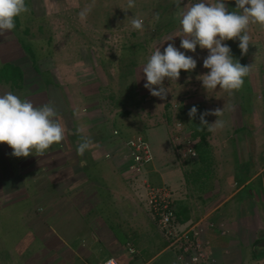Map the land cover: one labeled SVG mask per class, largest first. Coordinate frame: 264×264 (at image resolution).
I'll return each mask as SVG.
<instances>
[{
  "label": "rangeland",
  "instance_id": "1",
  "mask_svg": "<svg viewBox=\"0 0 264 264\" xmlns=\"http://www.w3.org/2000/svg\"><path fill=\"white\" fill-rule=\"evenodd\" d=\"M187 2L184 0V4ZM132 3L134 6L129 8V0H26L28 11L17 17L15 29L0 36V65L14 63L26 71V86L12 89L9 85L0 88V94L12 92L22 99H30L36 106L51 103L65 128L64 139L43 154L34 152L28 157H15L10 146L0 144V264H40V259H43L40 253L44 252L41 246L46 241L39 240L36 233L40 226L49 229L47 224H55L59 229L78 222L69 215L64 219L71 223L58 224L60 217L58 219L54 215L56 210L51 207H56L55 203L68 192L84 202V194H90L87 185L93 180L98 183L102 173L108 170L107 165L129 168L132 177L127 181L134 183L125 199H134L132 204L138 211L149 213V219L140 222L145 226L152 224L157 214L151 202L154 197L150 188L167 191L168 187L163 183L159 187V183H151L147 164L138 172L131 171L134 152L139 146H145L150 151V164L154 170L160 164L168 175L173 168L182 167L185 160L196 155L195 140L191 142L190 136L196 138L197 126H206L205 129L210 131L207 141L214 146L217 164H222V174L227 175L223 176L222 182L223 188H227L223 191L227 192L224 199L234 192V201L230 197L226 202L235 212L241 202L238 198H244L248 208L252 207V201L258 200L257 197L260 198L258 201L264 202V176L261 182L255 183V195L250 192L241 194V191L238 194V172L233 168L235 153L238 156L242 151L241 156L245 157L248 145L249 152L253 149L256 153L257 146H252L254 137H249L252 130L245 125L247 131L237 144L238 141L231 137H240L241 131L237 133L235 127H241L244 114L247 118H254L258 126H264V100L258 89L264 80V26L249 25L251 40L245 55L241 54L238 46H233L238 43V38L226 41L233 56L242 65L249 66L250 75L241 89L228 91L218 87L207 92L199 77L209 71L203 67L208 50L198 46L195 53L180 49L194 56L197 68L191 72L182 70L177 81L171 82L166 78L164 86L170 92L166 100H161L144 87L146 80L142 67L158 46L164 43L163 47H166L172 43L166 40L179 34L180 12L184 4L178 8L177 0H132ZM228 7L229 10L236 7L234 0H228ZM84 10H87L86 15L81 18L80 13ZM157 14L158 20L155 18ZM133 17L143 20L142 30L132 28ZM167 23L168 28H164ZM180 42L181 37L174 38L177 48ZM26 43L34 49L35 66L31 55L23 48ZM237 94L244 96L246 112L240 111ZM193 106L198 108L195 119L188 114ZM217 110V116L212 114ZM205 112L209 113L205 117L208 124L202 125L199 117ZM217 120L219 123L215 124ZM66 132L73 137L69 138ZM83 138H89L92 147L81 155L73 149V144H78ZM82 161L88 164L84 170ZM181 175L176 177L177 182L181 181ZM166 195H156L157 203L166 199L172 204V198ZM48 205V211H44ZM258 208L255 213L247 210L248 215L244 219L256 217L261 224L250 231L246 229L247 224L241 228L239 249H226L222 256L217 257L206 252L207 259L203 264H264V254L257 256L260 249L254 245L258 237L264 238V205ZM84 217L88 218L86 213ZM43 218L46 225L41 224ZM130 222L135 223L133 220ZM158 224L161 227H155L163 232L161 222ZM197 224L191 227L199 226L197 240L206 248L208 241L203 238L204 231ZM184 230L175 224L169 225L166 233L167 236H175ZM50 233L53 235L48 240L62 236L60 232ZM251 234L252 239L247 238ZM27 237L31 241L29 246ZM176 249L174 259L182 264L186 256ZM28 256H32L30 262L24 260Z\"/></svg>",
  "mask_w": 264,
  "mask_h": 264
},
{
  "label": "crops",
  "instance_id": "2",
  "mask_svg": "<svg viewBox=\"0 0 264 264\" xmlns=\"http://www.w3.org/2000/svg\"><path fill=\"white\" fill-rule=\"evenodd\" d=\"M258 89L261 90L262 99L264 100V80L259 83ZM262 107H264V101ZM249 118L252 117L249 116ZM250 122L252 125L248 128L252 132L249 137H254L253 143L257 146L256 153L252 149V153L249 152L250 145H248L245 148L247 151L246 156L242 157L241 151L238 152L239 156L236 158L239 162H248L253 173L247 181H244V174H240L241 179L238 178V182L243 183L242 185H240V182L238 183L240 189L238 188L237 192L239 194L241 190L246 189V193L250 192L255 195L256 191L253 186H255V183L261 182L264 176V126H258V122L254 121V118ZM241 127L243 128L241 135H243L247 128L242 125ZM238 129L239 127H235L236 132ZM240 147L242 148V145ZM237 160H234L233 168L240 171L242 167H238L239 162ZM82 163L87 164L85 161ZM156 164L158 163H154V165ZM150 165L147 166V172H149L148 177L151 183L153 185L159 183L158 187L163 183L164 186L168 187L166 188L167 194L172 198L171 202L177 210V219L175 220L177 226L183 230L198 223L197 225H200L204 231L203 238L209 244L205 248L208 254L222 256L226 249L235 247L239 249L241 239L238 235L241 228H244V225L247 224L246 229L250 231L253 227H259L261 224V222H257L256 217L245 220L248 215L247 210L255 213L259 205H264V202L258 201L259 197H257L258 202L252 201L253 205L250 208L241 201L236 212L226 202L230 197L234 201V192L227 194V198L224 199L227 192L224 193L223 191L227 188H223L222 185L225 173L222 174V164L220 162L216 165L215 171L211 173L212 182L208 185L206 182L203 183L198 175L202 163L196 162L192 165L184 162L185 166L173 168L168 175H166V169L161 167L162 165L155 166L157 170H154V167ZM107 167L108 170L102 173L98 183L93 180L87 185L90 194H84V202H82V198L77 200L74 193L70 194L68 192V194L61 196L59 199L61 201L58 200L55 203V210L60 217V223L58 224L63 223L65 216L69 213L72 219L78 222L71 227H59V229L57 226L50 224H47L49 229L44 228L43 225L40 226L38 232H36L39 234V240L46 239L41 246L44 252L40 253V256L43 257V259H40V264H68V262L70 264H104L109 258H115L121 264H174L175 252L177 251L170 250L171 247L169 246H164L155 257L147 262L138 258L135 259L138 250L133 245L136 241L141 244L147 241L148 244L161 246L166 240L162 237L161 231L156 229L153 222L147 226L140 222L143 219H149L147 216L149 213L145 212L143 214L138 211L137 207L132 204L134 199H125L129 197L128 190L134 183L132 180L127 181L132 177L129 168L127 166L124 168L121 166L116 167L115 165H107ZM180 173L182 174L181 181L177 182L176 177ZM225 176L227 177V175ZM112 187H115V190ZM259 193L263 199L260 191ZM85 213L88 218L84 217ZM132 220L135 222L134 224L130 222ZM112 225L117 226L112 227ZM50 227L54 228L51 229ZM50 231L60 232L62 236L56 240H48L53 235ZM31 233L32 229L29 234ZM259 233L258 231L257 234ZM47 235H49V238ZM87 235L91 237L88 238ZM252 235H248L247 238L252 239ZM27 240V246H29L31 244L30 238L27 237ZM258 240L260 241L259 244H257ZM263 244L264 238L258 237L254 242L255 247L261 250H259L261 254L257 253L259 257L264 254ZM235 251L238 250L235 249ZM254 253L256 254V252ZM31 258L32 256H28L24 260L30 262Z\"/></svg>",
  "mask_w": 264,
  "mask_h": 264
},
{
  "label": "clouds",
  "instance_id": "3",
  "mask_svg": "<svg viewBox=\"0 0 264 264\" xmlns=\"http://www.w3.org/2000/svg\"><path fill=\"white\" fill-rule=\"evenodd\" d=\"M234 2L236 7L229 10L228 0H188L187 4H184V0H177L178 8L184 4L180 12L179 34L170 36L166 41L172 43L166 47H163L164 43L158 46L142 67L146 80L144 87L152 96L166 100L170 91L164 86L165 79L177 81L182 70L191 72L197 68V60L187 51L195 53L198 46L208 50L203 67L209 71L199 77L207 92L218 87L234 91L243 86L249 66L242 65L233 56L226 41L238 38L241 54L248 52L251 40L249 25L264 26V0ZM128 6H134L132 0H129ZM27 11L26 0H0V36L14 30L17 17ZM86 12L81 11V18L85 17ZM155 18L158 20L159 14ZM131 26L135 30H142L143 20L133 17ZM175 37H181L179 48L175 46ZM218 112L212 114L217 116ZM197 113L198 108L193 106L188 114L195 119ZM207 115V112L200 114L202 125L208 124L205 119ZM64 136L65 128L51 103L36 106L30 99H22L12 92L0 94V144L10 146L13 156L28 157L34 152L43 154L53 144L61 142ZM91 147L92 141L83 138L77 144V151L83 155Z\"/></svg>",
  "mask_w": 264,
  "mask_h": 264
},
{
  "label": "trees",
  "instance_id": "4",
  "mask_svg": "<svg viewBox=\"0 0 264 264\" xmlns=\"http://www.w3.org/2000/svg\"><path fill=\"white\" fill-rule=\"evenodd\" d=\"M16 24H18V23H16ZM168 26H169V24L167 23V25L164 28H168ZM237 42L238 43L237 44H233V46H238L239 45V40ZM25 45L26 46L23 45L25 53L31 55V57H32L31 59L33 60V63H34V66H35V56H34V51H33L34 49H33V47L31 45H28V43H26ZM239 51L241 52L240 49H239ZM243 55H245V54H243ZM33 69H34V67H33ZM36 71H37V73L39 72L38 67H36ZM25 73H26V71L22 67H20L19 65H16L14 63H9V62L2 63L0 65V88L4 89V88H6V86H9V85L12 87V89L23 88L24 86H26ZM249 75H250V73H248V75L245 77V80L248 79ZM50 82H51V80H50ZM237 98L240 101L239 104H241L240 111L241 112H246V110L244 108V105H243L244 96L240 97V95L237 94ZM127 114H129V112H126V115ZM251 119L252 118H247V116H245V114L242 115L241 116V125L244 126V128L246 127L245 125H248V126L251 127V125H252V123H251L252 121L250 122ZM197 127H196L195 132H194V136L196 138L190 136V141L191 140L192 141L195 140V143H194V145H195L194 146L195 153L194 154H196V155L190 156V160H185L184 162L187 163L188 161H190L192 163V165H194L196 162L202 163L203 165H202V168L198 170L199 171L198 175L200 176V179H202L201 181H203V183L206 182V184L208 185V184H211V182H212V179H211L212 177H210V175H211L212 172L215 171V168H216V165H217V161H218V156H217V154L215 153V151L213 149L214 148L213 144L210 141H207V135L210 134V131H207L205 129L206 126H202V127H198V128ZM242 129H243L242 127H239L238 132H240ZM66 133L68 134L69 138L73 137V134H71L69 132H66ZM231 137H232V140L234 139V141L235 140L238 141V142H236V144H237V143H239V140H241L243 138V135L241 136V133H240V137H234L233 135H231ZM197 138H199V139H197ZM231 144H233V143L231 142ZM252 146H255L254 143H253ZM73 149H77V143L73 144ZM235 152H236V150H233V153H235ZM238 156H239V154H238ZM234 157L237 160V158H236L237 157V153H235ZM151 161L148 164H150ZM82 162H81V167H83V170H84V169L87 168V164H83ZM132 166H133V168H132L131 171L133 173L134 172H138L135 160H134V164ZM239 166H241L242 169L240 170L241 172L239 170H237L238 176H240V174L243 173L244 174V181H247L249 179V177L253 173V172H251V170L249 168L250 164H248V162H246V161H243V162H239L238 163V167ZM238 178L241 179V177H238ZM209 181H210V183H209ZM242 183L243 182H240V185H242ZM242 191L243 190H241L240 193L244 194V192H246V189L243 192ZM163 192L167 193V191H163ZM239 199L242 201V203L244 202L243 201L244 198H239ZM59 201H61V200H59ZM51 208L55 209L56 207L52 206ZM171 208H173L172 211H174V215L175 216H174V218H172L170 220L172 222V223L171 222L170 223H171V225H175L176 224L175 220L177 219V214H176L177 210L175 208V205H173V204H171ZM48 209H49V205L47 207L45 206L43 208L44 211L45 210L48 211ZM168 210H171V209L168 208L165 211H168ZM160 212H163V211L161 210ZM54 215H57L58 219H59V214L57 212H54ZM69 215H71V214L69 213L67 216L69 217ZM51 219L54 222V218H51ZM160 219H161V217L159 215H157L156 219L153 221L154 222L153 224H155L154 226H157L158 229L161 227V226L158 227V225H160V224H158L159 223L158 220H160ZM42 220L43 221H42L41 224H45L47 222L44 218ZM69 223H71V222H69ZM69 223L66 222L65 219L63 220V224H69ZM54 226H56V225L54 224ZM116 226L112 225V227H116ZM190 227L191 226L187 227L185 230H188ZM166 232H167V226H163V232H161V233H162V237L166 241L161 246L154 245V244L153 245L152 244H148L147 241H144L142 244L139 243V241H136L134 243V245H133L138 250V253H137L138 255L137 254L135 255L136 256L135 259L138 258V259H141V261L147 262V261L151 260L153 257H155V255H157L158 252L164 248V246L165 247L166 246L171 247L170 250H172V251L177 250L176 248L171 246V242L173 241L172 235L167 236ZM182 232L183 231H181V234H182ZM188 235L192 236V233H189ZM117 236H118V234H117ZM121 241H123V240L121 239ZM259 243H260V241L258 240L257 244H259ZM175 263L180 264V262L176 261V260L174 261V264ZM68 264H70V262H68Z\"/></svg>",
  "mask_w": 264,
  "mask_h": 264
},
{
  "label": "built area",
  "instance_id": "5",
  "mask_svg": "<svg viewBox=\"0 0 264 264\" xmlns=\"http://www.w3.org/2000/svg\"><path fill=\"white\" fill-rule=\"evenodd\" d=\"M263 49H264V44H263ZM143 143V142H142ZM134 160L136 162V166L137 169H139L141 166H144L146 164H148L152 158H151V154L150 151L145 147V146H139L135 152H134ZM151 189V195L152 197V204H153V208H154V212L157 215H161V219L159 220L162 224V226H169L171 225V219L174 218V211H172L173 208H171V203L168 202V200H161L160 203H157V197L156 195H160L163 194L165 196L166 193L163 191H160L159 189ZM162 197V196H161ZM165 198V197H163ZM156 201V203H155ZM170 208L171 210L165 211L166 209ZM163 212H160V211ZM159 211V212H158ZM171 222V223H170ZM199 227H190L188 230H184L181 234L178 233L175 236H172L173 241L171 242V246L174 248H178L181 250L182 254L184 256H186V260L185 262H183L182 264H203L206 259H207V255H206V251H205V245L201 244V242L199 240H197L198 236H199ZM192 233V236H189L188 234ZM178 245V246H176ZM188 254V256H187ZM104 264H121L117 259L115 258H109L107 259Z\"/></svg>",
  "mask_w": 264,
  "mask_h": 264
}]
</instances>
